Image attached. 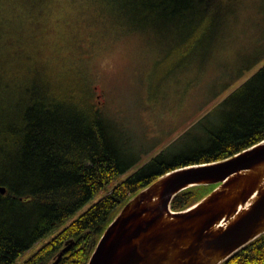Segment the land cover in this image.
Wrapping results in <instances>:
<instances>
[{"label":"trees","instance_id":"16d2710c","mask_svg":"<svg viewBox=\"0 0 264 264\" xmlns=\"http://www.w3.org/2000/svg\"><path fill=\"white\" fill-rule=\"evenodd\" d=\"M47 1L26 0L36 8ZM105 2L116 17L125 16L116 11L117 0ZM231 9L229 0H123L120 8L141 20L158 21L162 30L174 25L198 43L220 30ZM24 57L21 67L0 71V264H13L104 189L106 195L23 263L51 264L72 243L57 264H88L109 224L143 188L176 168L223 160L264 140L262 66L119 181L142 157L132 136L102 115L81 81L79 88L63 90L65 82L72 83L69 73L53 70L37 56ZM215 187L182 190L171 209L185 210ZM221 264H264V233Z\"/></svg>","mask_w":264,"mask_h":264},{"label":"rangeland","instance_id":"374dc122","mask_svg":"<svg viewBox=\"0 0 264 264\" xmlns=\"http://www.w3.org/2000/svg\"><path fill=\"white\" fill-rule=\"evenodd\" d=\"M229 1L220 30L198 43L174 25L162 30L158 21L125 14L123 0L115 4L121 18L104 8L105 0H48L41 8L0 0V71L21 67L28 53L69 73L72 83L63 90L85 84L102 115L142 154L122 181L264 66V0ZM106 194L98 192L13 264L27 261Z\"/></svg>","mask_w":264,"mask_h":264},{"label":"water","instance_id":"95a60500","mask_svg":"<svg viewBox=\"0 0 264 264\" xmlns=\"http://www.w3.org/2000/svg\"><path fill=\"white\" fill-rule=\"evenodd\" d=\"M202 184L216 187L185 210L171 209L179 192ZM263 233L262 140L223 160L176 168L143 188L109 224L88 264H221Z\"/></svg>","mask_w":264,"mask_h":264},{"label":"bare ground","instance_id":"6f19581e","mask_svg":"<svg viewBox=\"0 0 264 264\" xmlns=\"http://www.w3.org/2000/svg\"><path fill=\"white\" fill-rule=\"evenodd\" d=\"M252 200H253V199H251V200L247 203L246 206H241V210H242V209H246V208H248V206H249L250 202H252Z\"/></svg>","mask_w":264,"mask_h":264}]
</instances>
